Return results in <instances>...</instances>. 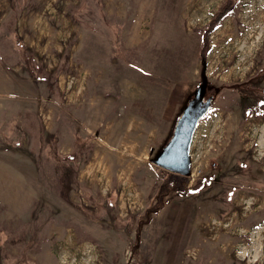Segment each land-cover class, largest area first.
Returning <instances> with one entry per match:
<instances>
[{"label":"rangeland","instance_id":"rangeland-1","mask_svg":"<svg viewBox=\"0 0 264 264\" xmlns=\"http://www.w3.org/2000/svg\"><path fill=\"white\" fill-rule=\"evenodd\" d=\"M228 3L0 0V264H264V0Z\"/></svg>","mask_w":264,"mask_h":264},{"label":"water","instance_id":"water-1","mask_svg":"<svg viewBox=\"0 0 264 264\" xmlns=\"http://www.w3.org/2000/svg\"><path fill=\"white\" fill-rule=\"evenodd\" d=\"M203 64L202 83L178 119L170 142L152 162L159 168L184 177L191 176V148L200 121L209 113L212 97L206 98L208 78Z\"/></svg>","mask_w":264,"mask_h":264},{"label":"trees","instance_id":"trees-1","mask_svg":"<svg viewBox=\"0 0 264 264\" xmlns=\"http://www.w3.org/2000/svg\"><path fill=\"white\" fill-rule=\"evenodd\" d=\"M233 0H229V3H232ZM227 4V6H225L222 10V13L219 15L218 19H215L216 22H219L221 21V19H223L227 14H229L230 10H229V7L231 4ZM213 23V22H212ZM213 25V24H212ZM215 28L214 26H211V30ZM204 45H203V48H202V54L205 53L206 51V48H207V35H205L204 37ZM170 173V172H168ZM170 177H172L170 180L166 181V183H174L176 184V181L178 182H182L183 180L187 179V177H184V176H181V175H177V174H173V173H170ZM163 190H164V186H163ZM162 201V200H161ZM157 207V206H156ZM155 206L154 208H151L149 210H147V214L149 215V213L153 210V209H157Z\"/></svg>","mask_w":264,"mask_h":264},{"label":"bare ground","instance_id":"bare-ground-1","mask_svg":"<svg viewBox=\"0 0 264 264\" xmlns=\"http://www.w3.org/2000/svg\"><path fill=\"white\" fill-rule=\"evenodd\" d=\"M133 141H135V140H133ZM104 147V146H103ZM125 166V165H124Z\"/></svg>","mask_w":264,"mask_h":264}]
</instances>
